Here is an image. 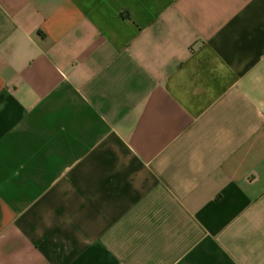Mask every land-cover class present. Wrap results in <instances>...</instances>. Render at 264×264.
Listing matches in <instances>:
<instances>
[{
	"label": "crops",
	"instance_id": "0c3cea01",
	"mask_svg": "<svg viewBox=\"0 0 264 264\" xmlns=\"http://www.w3.org/2000/svg\"><path fill=\"white\" fill-rule=\"evenodd\" d=\"M0 264H264V0H0Z\"/></svg>",
	"mask_w": 264,
	"mask_h": 264
}]
</instances>
